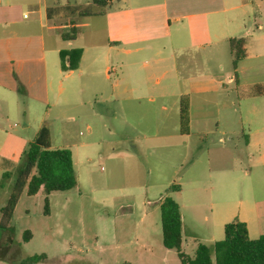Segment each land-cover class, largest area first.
Returning <instances> with one entry per match:
<instances>
[{
  "label": "rangeland",
  "instance_id": "374dc122",
  "mask_svg": "<svg viewBox=\"0 0 264 264\" xmlns=\"http://www.w3.org/2000/svg\"><path fill=\"white\" fill-rule=\"evenodd\" d=\"M88 1L56 0L50 4L66 8L78 4L85 6ZM64 20L60 16L53 17L52 26L59 28L60 35L69 32ZM99 23L92 21L93 33L81 28L78 44L64 41L62 46L67 49L91 42L105 49ZM250 30V57L241 64L239 71L232 68L228 45L223 46L225 54L222 55L215 51L214 54H205L193 50L176 61L167 48L159 57L150 51L134 58L144 77L173 80L170 93H177L180 89L175 82L177 79L197 80L209 73L222 74L223 84L219 91L208 95L211 103H201V96H192L195 127L204 133L201 134V151L208 150V156H202L201 163L191 174L183 173L177 158L171 156L175 149H164L160 143H152L150 138L153 135L146 128L144 115H130L127 103H103L96 109L70 103L64 107L67 115L60 121L56 116L59 108L51 100L46 124L50 127L52 143L55 147L64 146L72 151L78 185L68 192L50 194L48 214L45 213L44 192L40 191L35 197H28L25 193L21 196L9 228L0 227V264H32L27 259L35 255L46 257L37 264H181L177 252L163 245L160 200L170 195L176 202H182L191 192L188 188L190 182L204 186L213 184L217 195L224 174L233 170L236 171L235 177L244 176V172H248V176L226 182L227 190L234 192L227 201L236 202L246 191L255 197L264 196V117L250 119L251 123L244 125V131L239 127L232 132H220L215 126L217 119L222 121L218 112L230 106L233 97H237L243 113L254 109L264 112V98L255 97L253 93L255 84H264V39L256 25L252 24ZM122 58L121 55L113 56L111 61ZM158 60H162V64L156 65ZM97 71H101L99 77L103 80L104 94L109 98L111 86L105 82L102 68ZM109 72L111 82H114L119 69L112 67ZM236 75L240 77L241 86L228 83L229 78ZM172 107L173 100L170 99L167 103L170 117ZM47 109L48 105L31 107L32 129L38 126V118H42ZM205 111L214 112V118H201ZM23 126V118L17 112L9 115L10 133ZM245 136L249 145L245 144ZM23 153L18 162L6 164L0 161V222ZM133 154H138L137 158L132 159ZM8 172L10 179L5 178ZM173 185L183 186V194L170 191ZM202 209L203 215H210L208 207ZM185 216L182 247L184 254L193 258L199 244L211 246L207 239L210 231L191 224L196 214L190 209L185 210ZM27 232L31 235L30 240H25Z\"/></svg>",
  "mask_w": 264,
  "mask_h": 264
},
{
  "label": "crops",
  "instance_id": "0c3cea01",
  "mask_svg": "<svg viewBox=\"0 0 264 264\" xmlns=\"http://www.w3.org/2000/svg\"><path fill=\"white\" fill-rule=\"evenodd\" d=\"M52 1L56 2L0 0V161L6 164L9 161L18 162L41 128L47 127L50 131L46 119L50 115L51 100L59 108L56 116H59L60 121L67 115L64 107L70 103L95 109L103 103H127L130 115H144L146 128L153 135L150 138L152 143H160L164 149H175L171 156L177 158L183 173L191 174L201 163L202 156H208V150L201 151V134L204 133L195 127L192 96H201V103H211L208 95L219 91L223 84L222 74L209 73L197 80L177 79L175 82L180 89L177 93H170L173 80L144 77V74L139 73L134 58L150 51L159 57L167 48L176 61L193 50L205 54H214L215 51L222 55L225 54L224 45H228V52L232 56L230 40L245 38L246 58L238 63L236 70L239 71L241 64L250 57L252 24L257 26L264 39V0H112L106 14L84 17L68 10V7H79L81 4L63 8L50 4ZM64 11L67 16L76 17L68 18ZM55 15L65 19L64 23L75 21L79 31L85 28L90 29V33H93L92 21L100 22L105 40L102 46L105 49L91 42L65 49L62 46L64 40L57 32L59 28L52 26ZM78 40L77 37L70 43L78 44ZM71 50H80L81 58L77 69L64 71L60 52ZM120 55L123 56L121 60L111 61V57ZM162 62L158 60L156 65ZM99 67L105 75V82L111 86L109 98L104 94L101 71H97ZM112 67L119 69L114 82H111L109 72ZM228 83L241 86L240 77L231 76ZM20 87H23L21 90L24 95L19 92ZM255 97L264 98V95ZM170 99L173 100L171 117L167 108ZM236 100L237 97L231 98L230 106L218 112L222 118V121L217 119L215 122L218 131L232 132L239 127L244 131V125L250 124V119H263L264 112L260 110L240 111L241 105ZM41 105H48V109L42 118H38V126L32 129L31 107ZM184 105L187 107V122L182 125ZM14 112L23 118L25 126L10 133L9 115ZM200 117L214 118V112L205 111ZM245 138V144L249 145L248 137ZM51 144L53 148H66L55 147L52 139ZM137 155L133 154L132 159L137 158ZM235 173L233 170L224 174V182L221 189L217 190V195L213 184L204 186L190 182L188 188L191 192L179 202L183 228L186 226L185 210L190 209L196 214L191 224L210 231L207 239L211 245L224 239L225 225L235 219L247 225L251 239L264 235V196L255 197L246 191L243 198L238 196L236 202L226 200L234 195V192L227 190L226 182L248 176V172L237 177ZM183 191V186H180L176 193L182 195ZM205 207H208L210 215H203L202 208Z\"/></svg>",
  "mask_w": 264,
  "mask_h": 264
},
{
  "label": "trees",
  "instance_id": "16d2710c",
  "mask_svg": "<svg viewBox=\"0 0 264 264\" xmlns=\"http://www.w3.org/2000/svg\"><path fill=\"white\" fill-rule=\"evenodd\" d=\"M112 0H92L89 5L69 8L81 17L101 16L106 14ZM68 33L61 34L64 41H75L79 35L76 22L66 23ZM246 39H231L230 51L233 56V67L236 70L238 63L246 58ZM62 70L70 71L78 67L81 51L71 50L60 52ZM66 64L68 66H66ZM20 93H23L21 87ZM253 92L257 96L264 95V84L255 85ZM182 125L187 122V107H182ZM10 179V173H5ZM76 176L73 154L69 148H53L51 134L47 127L41 128L36 137L28 144L21 159L19 169L14 179L12 192L6 206L1 212L0 227L8 229L16 206L25 193L28 197L37 196L40 191L45 194L47 213L48 196L55 192H68L76 188ZM180 186L173 185L170 191L177 192ZM163 245L168 250L177 252L181 264H264V235L258 239L249 237L248 227L239 219L225 225L224 239L211 246L199 244L193 258L187 257L182 247V214L181 206L170 195H167L160 204ZM30 233L25 234V240H30ZM45 255H35L27 259L37 264L45 259Z\"/></svg>",
  "mask_w": 264,
  "mask_h": 264
},
{
  "label": "built area",
  "instance_id": "2783aa9c",
  "mask_svg": "<svg viewBox=\"0 0 264 264\" xmlns=\"http://www.w3.org/2000/svg\"><path fill=\"white\" fill-rule=\"evenodd\" d=\"M48 1H51V0H48Z\"/></svg>",
  "mask_w": 264,
  "mask_h": 264
}]
</instances>
